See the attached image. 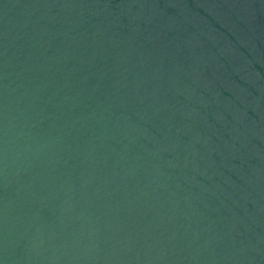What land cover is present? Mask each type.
I'll return each instance as SVG.
<instances>
[{"label":"water","instance_id":"1","mask_svg":"<svg viewBox=\"0 0 264 264\" xmlns=\"http://www.w3.org/2000/svg\"><path fill=\"white\" fill-rule=\"evenodd\" d=\"M264 95V0H0V264H220Z\"/></svg>","mask_w":264,"mask_h":264}]
</instances>
